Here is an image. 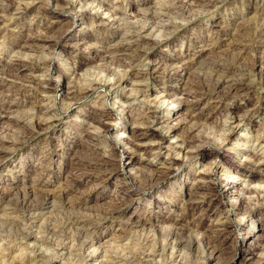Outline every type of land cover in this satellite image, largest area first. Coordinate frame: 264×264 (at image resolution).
Returning a JSON list of instances; mask_svg holds the SVG:
<instances>
[{
    "label": "rangeland",
    "instance_id": "1",
    "mask_svg": "<svg viewBox=\"0 0 264 264\" xmlns=\"http://www.w3.org/2000/svg\"><path fill=\"white\" fill-rule=\"evenodd\" d=\"M21 1L0 0V77L7 82L15 83L14 85H24L20 90L13 86L10 88V85L0 91L2 109H0V117L4 115L3 109L16 106L15 111L8 112L7 116L10 118L6 119L7 122L5 120L3 121L5 123H0V137L2 136L1 139L9 146L12 142L21 140L17 142L18 149L8 156L4 166L0 168V264H264V221H261L264 217V11L259 10V7H264V0H213V2L182 0L185 9L189 10L185 16H181L179 9L174 10L175 4L171 7L170 16L164 17L165 20L173 21L176 25L177 30L173 28L172 32L157 28V22H164L162 18L156 23L144 18L149 12L150 5L152 8L157 4L156 0H95L97 3L94 6L89 5L90 7L86 4L90 0H60L68 6L70 13H73H62L61 19L51 10L52 0H35L36 2L31 0V5L24 0ZM99 3L102 5H97ZM167 3H172V0H167ZM116 5L118 7L121 5L123 9L126 7L127 13L122 10L123 17L117 16L112 28L110 25H100L101 16H96V12L115 10L118 8ZM79 6L82 8L80 9ZM157 7L161 9L157 12L164 13L165 6ZM78 9L81 12L75 11ZM142 9H145V12L141 13ZM78 13H83L86 19L77 17ZM111 14L113 13H108L107 17ZM175 19H183L185 23L179 24L178 28L174 23ZM132 21H139L140 23L135 25L140 26L139 28L143 26L141 30L144 31V35L149 33L147 36L150 39H154L156 35L153 29L169 37L162 39L145 56L133 58L126 63H118L115 59H111L107 51L113 50L115 45L125 40L121 32L125 28L128 32L126 25ZM236 26L237 28L253 27L250 31L251 42L241 41L235 37L236 35H229V31ZM30 33L35 34L34 37H38L40 43H44V48L41 50L22 48L23 41ZM189 59H192L194 64L188 67L186 65L191 62ZM166 60H176L178 63L167 69L164 66L157 67L159 69L156 75L152 74L144 79L146 85L139 83L141 81L139 80L137 84L146 86L144 91L146 94L139 93L137 77L133 72L142 74L146 73V70L153 71L159 62L163 63ZM179 63L182 66L178 69ZM124 64L126 67L123 66ZM49 68L51 74L47 72ZM118 68L122 70L130 68L132 71H127V74L123 75L116 71ZM13 72H17V76ZM34 75L40 78L50 76L59 86L65 83L70 86L69 93L62 96L53 90L44 92L42 86L29 82ZM58 76H61V81ZM197 77L202 78L197 81ZM109 78H114L113 82H108ZM121 78L124 79L118 82ZM203 79L209 81L203 85L204 87H213L212 84L216 82H220L221 86L213 94L198 96L203 97V101L198 105L184 104L185 98H189L192 102L198 98H193L192 95L195 96L194 91V93L202 92L198 88L203 87L201 83ZM234 84L239 86L238 90L232 89ZM187 92L191 97H187ZM181 98L183 102H179ZM173 100L178 101L174 104ZM129 108L146 112L150 117L149 121H153L151 124L148 123L152 126L150 134L162 136L164 138L162 146H172V148L168 151L156 150L157 153L155 151V154L150 155L125 147V142L132 141L131 137L126 134L124 139L120 138L122 130L117 127L128 120L127 114L122 110L127 111ZM188 110L198 113V118L194 120L197 124L190 121ZM106 111L111 114L109 121L111 120L110 122L117 128L113 139L110 137L109 140L119 145L118 159H126L127 152H130L139 161V163L135 161L133 168H128L131 178L136 176L139 168L142 167H144L142 170L151 174L157 168L170 166L171 172L174 173L172 172L169 178L163 179L153 187L139 186L144 187V190L136 191L138 184L131 185L128 182L129 180L123 175L126 167H122L114 171L110 178L107 177V172L94 174L96 177L94 179L85 175L82 178L83 186L75 188L73 181L81 170L78 168L74 170L72 161L82 154L80 145L85 132L92 128L90 132L93 135L101 132V126L93 123L91 116ZM217 117L222 120L230 117V126H234L227 137V143L222 147L209 143V136L212 134L211 130L215 126ZM43 123H47L46 126ZM148 124L141 126L146 128ZM151 136L149 138L153 140ZM192 139L196 140V144H192ZM154 143L148 141V145ZM199 144L211 148L214 154L209 157L210 164L212 161L216 162L219 168L201 162L204 151L198 148ZM215 149H220L217 155ZM179 154L186 159L176 158ZM152 159L157 163L150 164L149 161ZM209 167L216 171L220 180L223 179V195L215 197L220 210L215 212L203 206L194 212L192 210L189 212L186 201L194 191L192 185L195 182V174H199L203 168L210 169ZM237 180L253 189L251 193L253 201L250 207L243 205L242 210L233 215L241 219L239 225H230L228 231L222 232L219 242L221 241L225 251L219 254L221 256L207 260V255L197 245L182 248L179 246L180 237L165 238L160 234L161 226L173 223L177 228L174 227V231L179 230V235L186 240L195 238L192 220L201 221L205 229L220 228L221 222L223 223L222 212L235 211L233 204L236 201L232 202L231 196L236 187L231 189L234 183L232 185L227 183ZM23 188H27L24 191H31L36 195H34L35 199L33 196L31 200H35L36 202H33L38 205L26 212L19 210L17 205L18 200L21 199V196L18 197V192H24ZM42 193L50 194L46 201ZM61 193L63 196H60ZM113 197L131 198L122 206L119 215L109 216L100 223L98 236L93 235V237L81 236L79 233L81 224L73 226L74 229L68 225L67 212L62 211L60 207L63 201L77 199L82 204L77 205L76 210L71 209L70 213L82 217L85 214L83 217L85 219L86 216L89 218L94 215L95 210L100 211L98 209L102 210L110 204H115L117 198L114 201ZM39 199L41 201H38ZM137 213L146 216L150 214L154 218V228L129 225V218ZM212 214L213 216L209 218ZM163 217L168 221L164 222ZM217 217H220L219 221L216 220ZM53 227H65L68 230L64 232L65 234L57 231V234L51 231ZM81 238L86 240L82 241ZM241 238L247 240L239 245ZM237 248L248 255L242 263L243 256L239 255L241 251Z\"/></svg>",
    "mask_w": 264,
    "mask_h": 264
},
{
    "label": "bare ground",
    "instance_id": "2",
    "mask_svg": "<svg viewBox=\"0 0 264 264\" xmlns=\"http://www.w3.org/2000/svg\"><path fill=\"white\" fill-rule=\"evenodd\" d=\"M23 1V0H22ZM21 1V2H22ZM27 4H30L32 1L31 0H24ZM33 1H35V0H33ZM65 1V0H64ZM98 1V0H97ZM189 1V0H188ZM188 1H186L187 3H188ZM36 2V1H35ZM154 2V1H153ZM186 2H184V3H186ZM209 2H213V0H211V1H209ZM264 2V1H263ZM52 3L53 4H51L50 6H52V9L51 8H49V9H51V10H53V13H55V14H57L58 16H57V18H59V19H61V18H63V14L62 13H70V9L68 8V6L67 5H65V4H63V3H61L60 2V0H52ZM66 3L68 4V2L66 1ZM97 3V2H96ZM95 3V0H90L89 2H87L86 4L89 6H94V4H96ZM157 3V2H156ZM262 3V2H261ZM32 4V3H31ZM30 4V5H31ZM176 4V6H175V8H174V10L175 9H179V12H180V14H181V16H185L187 13H188V11L189 10H186L185 9V6H184V4L182 3V0H177V3H175ZM25 5V4H24ZM23 5V6H24ZM29 5V6H30ZM71 5V4H70ZM82 5V4H81ZM97 5H102V4H97ZM118 5V4H117ZM116 5V6H117ZM154 5V4H153ZM261 5V4H260ZM259 5V6H260ZM23 6H22V8H23ZM49 6V7H50ZM78 6V5H77ZM83 6V5H82ZM82 6H79V8L81 9L82 8ZM87 6V7H88ZM89 6V7H90ZM158 5L156 4V5H154V6H152V8H151V5H150V8H149V12H148V14L145 16V15H143V16H145L144 18H148V19H151V21H153V23H156V21L157 20H159V21H161L162 19H163V21L164 22H157L156 24H158V29L159 28H163L165 31H170V32H172V29L173 28H175L176 29V25H174L173 24V22H171L170 23V21H168V20H165L164 19V17H169L170 15V11H171V7H166L165 6V9H163V10H165L164 11V13H162L161 14V12L159 13V12H157V10H159V8L160 7H157ZM258 6V7H259ZM1 7V6H0ZM8 7V6H7ZM26 7L28 8V5H26ZM84 7V6H83ZM86 7V8H87ZM118 7V6H117ZM124 7V6H123ZM174 7V6H173ZM187 7V6H186ZM257 7V8H258ZM20 8V7H19ZM24 8H25V6H24ZM106 8V7H105ZM125 8V7H124ZM205 8V7H204ZM209 8V7H208ZM42 9V8H41ZM71 9H72V7H71ZM88 9V8H87ZM92 9V8H91ZM94 9H96L95 7H94ZM98 9H100V8H98ZM256 9V8H255ZM254 9V10H255ZM122 10H123V8H121V5L117 8V9H107V11L106 12H102V13H97L96 11H98L99 12V10H97L96 9V16L97 15H100L101 17H100V19H99V24L100 25H110V27L111 26H114V24H115V18H117V16H118V18H119V16L120 17H123L122 15H123V12H122ZM146 10H148L147 8H146ZM161 10V9H160ZM159 10V11H160ZM259 10H262V11H264V7L262 6V7H259ZM75 11H80L79 9L78 10H75ZM142 11L143 12H145V9L143 10H141V13H142ZM151 11V12H150ZM73 12V11H72ZM81 12V11H80ZM93 12V11H92ZM174 12V11H173ZM177 12H178V10H177ZM50 13V12H49ZM84 13V12H83ZM83 13H78L79 15L77 16V17H81L82 19H86V16L83 14ZM94 13V12H93ZM108 13H113V14H111L109 17H107V14ZM147 13V12H146ZM262 13V12H261ZM2 14V13H1ZM70 14H73V13H70ZM143 14H145V13H143ZM161 14V15H160ZM60 15H62V16H60ZM68 15V14H67ZM125 15V14H124ZM139 15V14H138ZM178 15V14H177ZM76 16V15H75ZM137 16V15H136ZM179 16V15H178ZM189 16V15H188ZM14 17V16H13ZM139 17V16H138ZM137 17V18H138ZM141 17V16H140ZM180 17V16H179ZM73 18V17H72ZM76 18V17H75ZM95 18V17H94ZM98 18V17H97ZM112 18V19H111ZM124 18H126L127 19V17H124ZM128 18H129V16H128ZM132 18V17H131ZM143 18V19H144ZM162 18V19H161ZM172 18V17H171ZM13 18H11V20H12ZM92 19V18H91ZM122 19V18H121ZM140 19V18H139ZM138 19V20H139ZM168 19V18H167ZM174 19V18H173ZM10 20V21H11ZM76 20V19H75ZM124 20V19H123ZM133 20V19H132ZM135 20V19H134ZM142 21V20H141ZM144 21H145V19H144ZM148 21V20H147ZM239 21V20H238ZM53 22H55V21H53ZM127 22V21H126ZM4 23V22H3ZM6 23V22H5ZM8 23H9V21H8ZM8 23H6V24H8ZM109 23V24H108ZM121 23V22H120ZM125 23V22H124ZM124 23H121V24H124ZM95 24V23H94ZM96 24H98V23H96ZM98 24V25H99ZM116 24H117V21H116ZM136 24V23H135ZM134 23L132 24L131 22H128V26L126 25V27H127V29H128V32L127 31H125L126 30V28H125V30H122L123 32H121L122 33V38H124L125 40H123L121 43L119 42V44H117V45H115L114 46V49L113 50H111V51H107V52H109L110 53V57H111V59L113 58V59H115L116 61H118V63H120V62H122V63H126V62H128V60L130 61V60H132L133 58L135 59H137V58H141V57H143V56H145L146 54H148V52L151 50V49H153L161 40H159V41H156L155 39H150V38H148V34L146 35H144V31H142L143 29V26H141L142 28H139L138 26H136ZM139 24V23H138ZM146 24V23H145ZM237 24V23H236ZM10 25V24H9ZM143 25H144V23H143ZM148 25V24H147ZM239 25H242V24H239ZM1 26V25H0ZM49 26V25H48ZM51 26V25H50ZM123 26V25H122ZM151 26H152V22H151ZM52 27V26H51ZM145 28H146V26H144ZM156 27V26H155ZM154 27V28H155ZM177 27H178V25H177ZM1 28V27H0ZM112 28V27H111ZM152 28H153V26H152ZM179 28V27H178ZM252 28L253 27H246V26H239L238 28H237V26L236 27H234L233 29H231L230 31H229V35H231V36H235V37H237L239 40L241 39V41H250L251 42V39H252V35H251V32L250 31H252ZM12 29V28H11ZM47 29V28H46ZM142 29V30H141ZM247 29V30H246ZM17 30V29H16ZM154 30V29H153ZM177 30V29H176ZM174 31V30H173ZM210 31V30H209ZM129 32H131L132 33V35H126V33H129ZM176 32V31H175ZM174 32V33H175ZM227 32H228V30H227ZM173 33V34H174ZM30 34H32V33H30ZM29 34V36H27V38H26V40L25 41H23V44H22V48H24V49H27V50H41L42 48H44V43H40L39 41H41L38 37L36 38V37H34V35L32 36V35H30ZM168 34H170V33H168ZM172 34V33H171ZM25 35V34H24ZM23 35V36H24ZM39 35V34H38ZM66 35V34H65ZM120 35V34H119ZM166 35H167V32H166ZM22 36V37H23ZM228 36V35H227ZM168 37H169V35H168ZM258 37H260V36H258ZM17 38V37H16ZM229 38V37H228ZM232 39V38H231ZM56 40V39H55ZM234 40V39H233ZM235 40H237V39H235ZM234 40V41H235ZM263 40V39H262ZM264 41V40H263ZM216 42V41H215ZM167 43V42H166ZM239 43H240V41H239ZM21 44V43H20ZM115 44V43H114ZM235 44V43H234ZM113 44H111V46H112ZM245 46V45H244ZM113 47V46H112ZM210 47V46H209ZM263 47H264V45H263ZM21 48V49H22ZM48 48V47H47ZM20 49V50H21ZM109 49H110V47H109ZM251 49V48H250ZM204 50V49H203ZM262 51V50H261ZM254 52V51H253ZM16 53V52H15ZM22 54V53H21ZM23 54H25V52L23 53ZM212 54V53H211ZM232 54V53H231ZM34 55V54H33ZM50 55V54H49ZM53 55V54H52ZM109 55V54H108ZM54 56V55H53ZM196 56V55H195ZM225 56H227V55H225ZM20 57V56H19ZM32 57V56H31ZM47 57V56H46ZM230 57V56H229ZM11 58V57H10ZM28 58V57H27ZM183 58V57H182ZM188 58V57H187ZM193 58V57H192ZM220 57H218V59H219ZM29 59V58H28ZM241 59V58H240ZM114 60V61H115ZM183 60V59H182ZM188 60V59H187ZM186 60V61H187ZM192 60V59H191ZM190 59H189V61H191ZM196 60V59H195ZM45 61V60H44ZM111 61V60H110ZM185 61V62H186ZM219 61V60H218ZM183 62V61H182ZM195 62V61H194ZM42 63V62H41ZM178 62L176 61V60H172V61H170V60H166V61H163V63H160L159 62V65L157 66L156 65V67H155V70H153V71H147L146 70V73H140V72H133V74L135 75L136 74V76L135 77H137L136 79V84L138 83V81L139 80H143L144 81V79L145 78H147L148 76L150 77L152 74L153 75H156V73L158 72L157 71V69H159V68H157V67H162V66H164V67H166V69H167V67H173L174 65L176 66V64H177ZM192 64H194L193 63V61H191V62H189V64H187L186 66H188L189 67V65L190 66H192ZM246 64V63H245ZM43 65V64H42ZM114 65V64H113ZM112 65V66H113ZM129 65V64H128ZM179 65H180V63H179ZM123 66H125V64L123 65ZM182 65H180L179 67H178V69L181 67ZM185 66V65H184ZM236 66V65H235ZM247 66V65H246ZM251 66H252V64H251ZM250 66V67H251ZM116 67V66H115ZM120 67V66H119ZM126 67V66H125ZM208 67V66H207ZM11 68V67H10ZM24 68V67H23ZM48 68V67H47ZM131 68H132V66H131ZM183 68H187V67H183ZM7 69H9L8 67H7ZM30 69V68H29ZM121 69V68H120ZM152 69H154V68H152ZM177 69V68H176ZM2 70V69H1ZM142 70V69H141ZM163 70V69H162ZM185 70V69H184ZM204 70V69H203ZM238 70V69H237ZM6 71V70H5ZM10 71V70H9ZM132 71V70H131ZM11 72V71H10ZM19 72V71H18ZM49 74H51V68H49L48 69V71H47ZM145 72V71H144ZM222 72V71H221ZM9 73V72H8ZM14 74H16L17 72H13ZM12 73V74H13ZM202 73V72H201ZM219 73V72H218ZM240 73V72H239ZM11 74V73H10ZM9 74V75H10ZM11 74V75H12ZM20 74V73H19ZM19 74H18V76H19ZM44 74V73H43ZM141 74V75H140ZM8 75V76H9ZM250 75V74H249ZM7 76V75H6ZM15 76V75H14ZM14 76H13V78H14ZM16 76H17V74H16ZM31 76V75H30ZM48 76V75H47ZM199 76V75H198ZM224 76V75H223ZM21 77V76H20ZM41 77H43V76H41ZM111 77V76H110ZM148 77V78H149ZM233 77V76H232ZM9 78V77H8ZM16 78V77H15ZM18 78V77H17ZM93 78V77H92ZM202 77H200L199 79H201ZM204 78V77H203ZM211 78V77H210ZM217 78V77H216ZM248 78V77H247ZM27 79V78H26ZM58 79H59V81H61V76H58ZM103 79V78H102ZM122 79H124V78H121L118 82H121L122 81ZM197 79H198V77H197ZM199 79L197 80V81H199ZM209 79V78H208ZM207 79V80H208ZM214 79V78H213ZM220 79V78H219ZM235 79V78H234ZM11 80H13V79H11ZM27 80H29V78L27 79ZM96 80V79H95ZM109 80V79H108ZM147 80V79H146ZM195 80V79H194ZM193 80V81H194ZM204 80V79H203ZM210 80V79H209ZM214 80H218V79H214ZM26 81V80H25ZM220 81H221V79H220ZM227 81V80H226ZM28 82V81H27ZM30 83H35L37 86H42V88L44 89V92H51V90H53V91H55V92H59L60 94H62V96L63 95H66L67 93H69L68 91L70 90V86H67L65 83H62V84H60V86L58 85V84H56L55 82H54V79L51 77L50 78V76H48V77H45V78H40V77H37V75L35 76H32V80L30 79V81H29ZM67 82V81H66ZM95 82V81H94ZM135 82V81H134ZM206 82H209V81H206V80H204V81H201V83H203L202 84V86L203 85H205L206 84ZM211 82V81H210ZM86 83V82H85ZM193 83V82H192ZM195 83V82H194ZM193 83V84H194ZM213 83V82H212ZM220 83V82H219ZM218 82H216L215 84H212L213 85V87H211V86H207V87H201V88H198V89H200V91H202V92H199V91H197V93L199 92V95L197 94V93H194L193 92V94L195 95V96H193L192 95V97L193 98H196V97H198V96H203V94H213V93H215V91L216 90H218L219 89V87L221 86V84H219ZM230 83V82H229ZM235 83V82H234ZM15 84V83H14ZM12 82L10 83V82H7L6 80H3V78L1 79V77H0V91H2L4 88H7V86H10L11 85V87L10 88H12V86H13V88H17L18 90H20V88H22L24 85H14ZM139 84V83H138ZM137 84V85H138ZM193 84H192V86H193ZM196 84V83H195ZM237 84V83H236ZM236 84H234V85H232V89L233 90H238V87L239 86H237ZM146 85V84H145ZM144 84L143 85H138V89H139V93H142V92H144L145 91V89H146V86H145ZM197 85V84H196ZM229 85V84H228ZM231 85V84H230ZM198 86H199V84H198ZM90 87V86H89ZM88 87V88H89ZM93 87V86H92ZM200 87V86H199ZM231 87V86H230ZM229 87V88H230ZM94 88V87H93ZM95 88H96V86H95ZM213 88V89H212ZM78 89V88H77ZM90 89V88H89ZM92 89V88H91ZM137 89V88H136ZM183 89V88H182ZM188 89V88H187ZM191 89V88H190ZM194 89V88H193ZM197 89V90H198ZM222 89V88H221ZM74 90V89H73ZM87 90V89H86ZM196 90V89H195ZM5 91V90H4ZM79 91V90H78ZM147 91H148V89H147ZM191 91H192V89H191ZM231 91V90H230ZM43 92V91H42ZM186 92V91H185ZM72 93V92H71ZM73 93H76L75 91H73ZM145 93V92H144ZM237 93V92H236ZM242 92H240V94H241ZM82 94H84V93H82ZM86 94V93H85ZM146 94V93H145ZM186 95H187V97H191V95L189 94V92H187L186 93ZM79 96V95H78ZM77 96V97H78ZM240 96V95H239ZM42 97V96H41ZM182 97V96H181ZM204 97V96H203ZM203 97H198L197 99H195L193 102H192V100H189V98H185L184 100V102H183V98H181L180 100H179V102H183L184 104H186V103H188V104H192V103H194L195 105H198V104H200L202 101H203ZM209 97V96H208ZM172 98V97H171ZM176 98V97H175ZM240 98V97H239ZM264 98V97H263ZM38 99H40V98H38ZM144 100V99H143ZM177 100V101H178ZM40 101V100H39ZM107 101V100H106ZM161 101V100H160ZM177 101H175V100H173V103L174 102H177ZM229 101V100H228ZM237 101V100H236ZM11 102V101H10ZM163 102V101H162ZM165 102V101H164ZM233 102V101H232ZM43 103V102H42ZM115 103V102H114ZM146 103H148V102H146ZM40 104V103H39ZM175 104V103H174ZM226 105V104H225ZM32 106V105H31ZM14 107H16V106H9V107H6L5 109H3V116L2 117H0V123H5V122H3V121H5L6 119H9L10 117H8L7 116V114H8V112H11V110L12 111H15L14 110ZM61 107V106H60ZM186 107V106H185ZM39 108V107H38ZM1 109V108H0ZM35 109V108H34ZM2 110V109H1ZM190 110V109H189ZM187 111L188 113V115H189V117H190V121H192V123H195V124H197L196 123V121H194V120H196V117L198 118V113L196 114V112L195 111H193V110H191V111ZM23 111V110H22ZM31 111V110H30ZM40 111V110H39ZM123 112L125 111V113L124 114H127V121H125L124 123H120V125L117 127V128H120L122 131H121V134H120V138H123L124 139V137L126 136V134L129 136V137H131V140L132 141H130V142H125V147L126 146H128V149H134L135 151H137V152H145V153H148V154H150V155H153V154H155V151L156 150H158V151H160V150H162V149H165L166 151H168V149L169 148H172V146H162V141L164 140V138L162 137V136H160V135H154V134H150V131H151V125H149L148 123H153V121H149L150 120V117L149 116H147L148 114L145 112H139V111H134L133 109H131V108H129L127 111L125 110V109H123L122 110ZM150 111V110H149ZM200 111V110H199ZM20 112V111H19ZM65 112V111H64ZM122 112V113H123ZM151 112V111H150ZM153 112V111H152ZM186 112V111H185ZM32 113H34V112H32ZM14 114V113H13ZM42 115V114H41ZM111 114H110V112H103V113H97V115H93V116H91V121L93 122V123H96V124H98V125H100L101 126V132H100V134H98L97 133V135H93L90 131H92V129H90V131H87V132H85L86 134L84 135V139L82 138V143H81V145H80V152L82 153L81 155H80V157L78 158V159H76L75 161H72V164L74 165V170H76L77 168L78 169H80L81 171H80V173H79V175H77V178L76 179H74L75 181H73V186L75 185V188L76 187H78V188H80V186L82 185V178L85 176V175H87V176H89L91 179L93 178H96L95 177V175L94 174H96V175H99L101 172H107V177L108 178H110L111 176H112V174H113V172L114 171H116L117 169H119V168H122V167H126V170L123 172V175H125V177L129 180L128 182L129 183H131V185L133 184V183H136V184H138V186H137V188H136V191H143L144 189V187L142 188V187H139V186H151V187H153V186H155L156 184H159V182L161 181L162 182V180L163 179H166V178H169L168 176H170V175H172L173 173L171 172V167L170 166H167L166 168H163V167H161V168H157L156 170H153V172L150 174V173H147V172H145L144 170H142V168H144V167H142V168H139V171H138V173L136 174V176H134L133 178H131V175H130V173H129V169L128 168H133V166L135 165V161H138V160H136V157H134L130 152H127V157H126V159H123V160H121V159H118V143L116 144V143H114V142H112V141H110L109 140V138L110 137H112V139H113V137H114V134H116V127H114V125L115 124H113V123H111L110 121H109V119H111V116H110ZM121 115H123V114H121ZM10 116V115H9ZM12 116V115H11ZM61 116V115H60ZM32 117V116H31ZM54 117V116H53ZM33 118V117H32ZM51 118V117H50ZM31 119V118H30ZM121 120V119H120ZM153 120V119H152ZM180 120V119H179ZM182 120V119H181ZM198 120V119H197ZM204 120V119H203ZM15 121V120H14ZM47 121H48V119H47ZM109 121V122H108ZM6 122H7V120H6ZM9 122V121H8ZM21 122V121H20ZM167 122V121H166ZM18 123V122H17ZM17 123H14V124H17ZM39 123V122H38ZM148 124V126L146 125V128H143V127H145V126H141V125H143V124ZM7 124V123H6ZM11 124V123H10ZM22 124V123H21ZM44 124V123H43ZM45 124H47V123H45ZM44 124V125H45ZM9 125V124H8ZM11 125H13V123L11 124ZM35 125V124H34ZM40 125H42V124H40ZM48 125H50V124H48ZM136 125H139V126H136ZM153 125V124H152ZM2 126V125H1ZM38 126V125H37ZM46 126V125H45ZM141 126V127H140ZM12 127V126H11ZM15 127V126H14ZM51 127V126H50ZM189 127V126H188ZM196 127V126H195ZM49 128V127H48ZM6 129V128H5ZM40 129V128H39ZM18 130V129H17ZM95 130V129H94ZM100 130V129H99ZM96 132V131H95ZM17 133V132H16ZM13 134V133H12ZM177 134V133H176ZM179 134V133H178ZM151 135H153V136H151ZM15 136V135H14ZM34 136V135H33ZM116 136V135H115ZM152 137L153 138V140H150V138L149 137ZM2 137V136H1ZM1 137H0V168L2 167V166H4V164H5V162H6V160L8 159V156H10V154L11 153H13L16 149H18V144H17V142L19 141V142H21V140H17V141H15V142H12L11 144H10V146L9 145H7L8 143H6V141H4V140H2L1 139ZM198 137V136H197ZM25 138V137H24ZM4 139V138H3ZM158 139V142H156V140ZM129 141V140H128ZM148 141H154L155 143H154V145H148ZM196 141V140H195ZM195 141L192 139V144H196L195 143ZM206 141V140H205ZM257 142V141H256ZM151 144V143H150ZM211 144V143H210ZM264 144V143H263ZM200 145V144H199ZM198 145V146H199ZM124 147V148H125ZM175 147V146H174ZM190 148V147H189ZM188 148V149H189ZM198 148H200V150H202V151H204L203 153H202V155H203V157L201 158V162L203 163V164H210V156L212 155V154H214L213 152H212V150H210L211 148H207V147H205L204 145H200V147H198ZM213 148V147H212ZM179 149V148H178ZM78 150V149H77ZM171 150V149H170ZM194 150V149H193ZM197 150V149H196ZM215 150H217L215 153H216V155L218 154V151L220 150V149H215ZM214 150V151H215ZM181 151V150H180ZM144 153V154H145ZM156 153H157V151H156ZM178 153V152H177ZM181 153V152H180ZM188 153V152H187ZM190 153V152H189ZM175 154V153H174ZM178 156V155H177ZM179 156L181 157V154H179ZM188 156V155H187ZM191 156V155H190ZM214 156V155H213ZM143 157V156H142ZM71 160V159H70ZM62 161V160H61ZM182 162V161H181ZM261 162V161H260ZM138 163H139V161H138ZM71 165V164H70ZM213 165L214 166H217V163L216 162H211V164H210V166L211 167H213ZM144 166V165H143ZM72 167V166H71ZM211 167H209L210 169H201L200 171H199V174H195V182H194V184L192 185L193 186V188H194V191H193V193L191 194V195H189V197H188V199H187V201H186V207H188L187 208V210H189V212H190V210H192L193 212L195 211V210H197V209H199V208H201V207H203V206H205L206 208H207V210H212V211H214L215 210V212L216 211H218V210H220L219 209V204L216 202V200H215V197H218V195H219V197L221 196L222 197V195H223V179L222 180H220V178H218V176L216 175V171H213V170H211ZM207 168V167H206ZM215 168V167H214ZM213 168V169H214ZM216 168H219L218 166L216 167ZM72 169H73V167H72ZM35 170V169H34ZM38 170V169H37ZM40 170V169H39ZM132 170V169H131ZM173 170V169H172ZM217 170V169H216ZM70 171V170H69ZM150 171H152V170H150ZM37 172V171H36ZM43 172V171H42ZM41 172V173H42ZM115 174V173H114ZM134 175V174H133ZM226 177H228L227 175H225ZM74 177V176H73ZM76 177V176H75ZM88 177V178H89ZM220 177V176H219ZM237 178V177H236ZM235 178V179H236ZM226 179V178H225ZM228 179V178H227ZM73 180V179H72ZM102 180V179H101ZM14 181V180H13ZM239 180H237L236 182L235 181H232V182H228L227 183V185H229V184H231L232 185V183H234V185H232L230 188L232 189V188H235L236 187V190L234 191V194L231 196V201L233 202L234 200L236 201L235 202V204H233V206H234V208H235V211L233 212V213H231L230 211H225V212H222V216H223V218L221 219L222 221H223V223L221 222V227L219 228V227H216V228H210V229H205L204 228V225H203V223H201V221H198V220H192V227H193V230H194V232H195V234H196V237L195 238H191V239H189V240H186L184 237H182V235H179V230L178 231H174V227H175V225H173V223H170V224H167L166 223V226L165 225H163V226H159L160 227V234L162 235V236H165V238H169L170 236H173V237H175V238H181V240H180V244H179V246H181L182 248L183 247H186V246H188V245H193V244H195V245H197V247L198 248H200L201 249V251L202 252H204V254H206L207 255V260L208 259H213V258H215V257H217L219 254H221L223 251H225V248L222 246V244L219 242V240H220V236H221V234H222V232H226V231H228V228H229V226L230 225H235V226H238L239 225V222L241 221V219L239 220V219H237V217H235V216H233V215H235L236 213H238V212H240L241 210H242V208H243V205H246L247 207H250L251 205H250V203L253 201V198H252V196H251V193H253L252 191H253V189L252 188H248L247 187V184L245 185V184H243L242 182L241 183H239L238 182ZM12 182V181H11ZM71 182V181H70ZM35 183V182H34ZM72 183V182H71ZM135 184V185H136ZM94 185V184H93ZM5 186V185H4ZM15 186V185H14ZM67 186V185H66ZM83 186V185H82ZM253 186V185H252ZM7 187V186H6ZM5 187V188H6ZM10 187V186H9ZM17 187V186H16ZM25 187H27V186H25ZM85 187V186H84ZM136 187V186H135ZM257 187V186H256ZM8 188V187H7ZM28 188H29V186H28ZM34 188V187H33ZM38 188V187H37ZM65 188H67V187H65ZM69 188V187H68ZM71 188V187H70ZM86 188V187H85ZM4 189V188H3ZM18 189V188H17ZM16 189V190H17ZM22 189V188H21ZM24 189H27V188H23V191H24ZM40 189V188H39ZM73 189V188H72ZM5 190V189H4ZM9 190H10V188H9ZM35 190V189H34ZM38 190V189H37ZM43 190V189H42ZM42 190H40V191H42ZM46 190H47V188H46ZM65 190V189H64ZM62 191L63 193L65 192V191ZM256 190H257V188H256ZM255 190V191H256ZM1 191V190H0ZM3 191V190H2ZM17 191H19V189L17 190ZM44 191H45V189H44ZM47 191H49V190H47ZM4 192H6V191H4ZM257 192H258V194H259V190H257ZM7 193H9V192H7ZM19 193V196L18 197H20L21 196V199L20 200H18V203H17V205H18V207H19V210H21V211H23V212H26V211H30V210H32L33 209V207L36 205L34 202H36L35 200H31V197H33L35 194L34 193H32L31 191H24V192H18ZM50 193V192H49ZM49 193H45L44 195H43V193H42V197H43V199H44V201H46L48 198H49V196H50V194ZM63 193H61L60 194V196L62 195L63 196ZM255 193V192H254ZM138 194V193H137ZM261 194V193H260ZM262 194H263V192H262ZM261 194V195H262ZM7 195V194H6ZM18 195V194H17ZM39 195H41V194H39ZM15 196V195H14ZM36 196V195H35ZM35 196H34V199H35ZM69 197V196H68ZM132 197V196H131ZM131 197H125L124 199L123 198H120V199H118V197H116L117 198V201L115 200L116 198H114V201H116V203L115 202H113V203H115V204H110L108 207H106L105 209H103L102 208V210L101 209H98V210H100V211H97V210H95L96 212H94L95 214L93 215L92 214V216L91 217H89L88 218V216H86V218L85 219H83V217L85 216V214H84V216L82 217V215L80 216H78V215H74V214H71L70 213V210L71 209H75V207L77 206V205H80V204H82V202L81 201H78L77 199H76V201L74 200V201H72V200H70V201H63L62 202V200H61V202H62V205L60 206L61 207V209H62V211H66L67 212V220L69 221V224L68 225H71L72 226V228H73V226L75 227V225L77 224H81L80 225V231L79 230H77V231H79V233L81 234V236H83V238L85 237V238H87V237H89V236H91V237H93V235L94 236H98V229H99V225H100V223H102V222H104L105 221V219L106 218H108L109 216H112V215H119V213H120V210H121V208H122V206L123 205H125V203L129 200V198H131ZM15 198V197H14ZM62 198H64V197H62ZM82 198V197H81ZM18 199V198H17ZM40 199H41V197H40ZM38 200V201H41V200ZM261 199V198H260ZM15 200H16V198H15ZM67 200V199H66ZM80 200V199H79ZM111 200V199H110ZM17 201V200H16ZM34 201V202H33ZM37 201V202H38ZM108 201V200H107ZM42 202H43V200H42ZM42 202H41V204H42ZM60 202V203H61ZM11 203H13V202H11ZM39 204V203H38ZM98 204H100V203H98ZM15 205H16V202H15ZM106 205V204H105ZM36 206H38V205H36ZM35 206V207H36ZM97 206V205H96ZM13 207H14V205H13ZM17 207V208H18ZM95 207V206H94ZM99 207V206H98ZM83 208V207H82ZM79 209H80V207H79ZM246 209V208H245ZM76 210V209H75ZM251 210V209H250ZM69 211V212H68ZM74 211V210H73ZM61 212V211H60ZM32 213V212H31ZM77 213V212H76ZM92 213V212H91ZM66 214V213H65ZM79 214V213H78ZM83 214V213H82ZM90 214V213H89ZM220 214V213H219ZM18 216V215H17ZM213 216V214L212 215H209V218H211ZM222 216H220V217H222ZM264 216V215H263ZM61 217V216H60ZM63 217V216H62ZM64 217V218H65ZM220 217H217V219L216 220H218V218H220ZM163 218H165V217H163ZM216 218V217H215ZM61 219V218H60ZM125 219V218H124ZM130 220H128L129 222V225H141V226H143L144 228H146V227H149V228H154V218L152 217V216H150V214L149 215H141L140 213H137V214H135V215H133V217H131V218H129ZM177 219V218H176ZM66 220V219H65ZM220 220V219H219ZM218 220V221H219ZM48 221V220H47ZM50 221V220H49ZM168 221V219H164V222H167ZM171 221V220H170ZM179 221V223H180V221H181V219L180 220H178ZM261 221H264V217L263 218H261ZM57 222V221H56ZM174 222H175V220H174ZM216 222V221H215ZM68 223V222H67ZM127 223V224H128ZM178 223V224H179ZM220 223V222H219ZM55 224V223H54ZM63 224H65V223H63ZM67 225V224H66ZM18 226V225H17ZM24 226V225H23ZM63 226V225H62ZM102 226V225H101ZM109 226V225H108ZM209 226V225H208ZM13 227V226H12ZM210 227H212V225L210 226ZM6 228V227H5ZM71 228V227H70ZM76 228H78V227H76ZM75 228V229H76ZM134 228V227H133ZM203 228V229H202ZM207 228V227H206ZM74 229V228H73ZM143 229V228H142ZM175 229H177L176 227H175ZM19 230V229H18ZM68 229L67 228H65V227H53L52 229H51V231H54V232H56L57 233V231L59 232V233H63V234H65L64 232H66ZM100 230V229H99ZM141 230V229H140ZM158 230V229H157ZM76 231V232H77ZM149 231V230H148ZM158 233V232H157ZM247 233H249V232H247ZM28 234V233H27ZM58 234V233H57ZM77 234H78V232H77ZM159 234V233H158ZM25 235V234H24ZM62 235V234H61ZM100 235V234H99ZM150 235V234H149ZM148 235V236H149ZM200 235V236H199ZM63 236V235H62ZM80 236V235H79ZM116 237V236H115ZM160 237V236H159ZM185 237H187V236H185ZM74 238V237H73ZM95 239H96V237H94ZM99 238V237H98ZM224 238V237H223ZM222 238V239H223ZM22 239V238H21ZM82 239V238H81ZM188 239V238H187ZM75 240V239H74ZM80 240V239H79ZM84 240H86V239H84ZM83 239H82V241H84ZM135 240V239H134ZM246 240L247 239H245V238H241V240H239V241H241L240 242V244L239 245H241L242 244V242H246ZM166 242V241H165ZM178 242H179V240H178ZM49 243V242H48ZM81 243V242H80ZM166 244V243H165ZM164 244V245H165ZM165 247V246H164ZM193 247V246H192ZM233 247V246H232ZM179 248V247H178ZM163 249H165V248H163ZM237 250H239V251H241L240 253H239V255L240 256H243V258L241 259V263H242V260L244 261L245 259H247V257H248V255L246 256L245 254H244V252H242V250H240V248H237ZM200 251V250H199ZM232 251V250H231ZM198 252V251H197ZM226 253V252H225ZM224 253V254H225ZM196 254V253H195ZM198 254V253H197ZM112 255V254H111ZM219 256H221V255H219ZM229 264V263H228Z\"/></svg>",
    "mask_w": 264,
    "mask_h": 264
},
{
    "label": "clouds",
    "instance_id": "3",
    "mask_svg": "<svg viewBox=\"0 0 264 264\" xmlns=\"http://www.w3.org/2000/svg\"><path fill=\"white\" fill-rule=\"evenodd\" d=\"M157 5L158 6H166V7H173L176 3V0H172V3H167V0H156ZM123 11H125V13H127V8L125 7L123 9ZM173 21H170V23ZM132 23H140L139 21H132ZM174 23L179 25V24H183L185 23V21L183 19H175ZM154 32H156V35L154 36V39L156 40H162V39H167L168 37L165 36L162 32L157 31V30H153ZM126 35H132L131 32L126 33ZM118 73H121L123 75L127 74V71H131V69H126V70H122V69H117L116 70ZM203 74V73H202ZM114 78H109L108 82H113ZM139 83H144L146 84V81H140ZM215 126L214 128L211 130L212 134L209 136V143H212L213 146H223L224 144L227 143V137L231 134L233 127L234 126H230L231 125V118L229 117L228 119H220L219 117L216 118L215 122H214ZM139 126V125H137ZM200 133L198 132L197 135H199ZM244 146V145H241ZM259 151V150H257ZM176 158H180V159H186V157H179L177 156ZM150 164H156L157 161L155 159H152L149 161Z\"/></svg>",
    "mask_w": 264,
    "mask_h": 264
}]
</instances>
